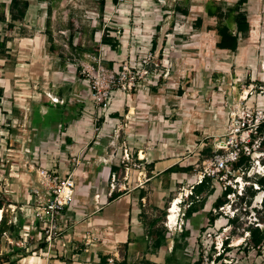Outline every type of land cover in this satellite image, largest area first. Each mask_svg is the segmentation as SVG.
Returning a JSON list of instances; mask_svg holds the SVG:
<instances>
[{"label": "rangeland", "instance_id": "1", "mask_svg": "<svg viewBox=\"0 0 264 264\" xmlns=\"http://www.w3.org/2000/svg\"><path fill=\"white\" fill-rule=\"evenodd\" d=\"M29 1L34 6L23 23L0 22V42L11 41L7 42L6 48L0 49V88L4 90L0 103V209L3 211L0 264H10L14 259L16 264H67L83 259L85 254L81 255V252L88 249L90 243L87 235L82 236L85 231L77 227L107 206L104 199L110 198L111 193L117 192L119 196L130 192L134 181L137 186L145 185L146 166L158 157L149 155L151 151L160 153L161 158L167 156L164 159L180 162L189 171L187 175L181 174L174 179L181 183L164 197L163 209L154 205L160 198L161 193H157L160 191L150 187L144 189L150 224L169 226L175 234L182 228L190 230L192 235L188 238L193 248L185 252L190 264H264V243L259 248L248 244L250 227L260 226L264 230V221L261 220L264 205L261 209L258 204L262 195L255 199V192L249 206L238 197L243 185L252 191L250 184L260 177L253 175L258 167L251 159L252 164L247 161L241 172H234L224 181L212 180L205 193L207 211L201 214L196 224L192 217L187 220L182 216V220L179 217L175 222L176 227L167 222L168 209L175 198L179 197L184 204L177 215H182L190 205L191 195L188 199L185 195L190 193L195 176L207 168L208 160L217 152L218 143L227 138L226 135H231V112L241 114L253 100L256 108L261 106L257 98L258 85L264 87V0H259L256 5L250 4L257 20L254 47L243 40L237 53L216 50L212 43L217 39L215 32L199 35L196 28L191 27L193 17L189 20L178 17L181 26L175 29L156 27L154 17L157 14L152 15L155 5L150 0H104L103 7L102 0ZM8 2L0 0L5 15ZM208 22L215 26V20ZM92 30L93 38L90 37ZM48 32L55 48L49 47ZM177 32L184 35L178 36ZM71 33L77 48L84 49V45L91 51L79 52L80 55L73 52L68 41ZM105 33L118 40L117 50L102 43ZM157 37L165 39V52L153 53L150 42ZM201 40L208 43L199 46ZM57 52L66 60L61 82L80 84L78 99H84L86 104L75 125H69L62 134L50 132L44 140L28 121L34 104L51 101L50 85L54 81L56 58L53 54ZM150 53L154 59L145 66L149 74L142 75L143 58ZM163 56H182L184 60H170ZM247 56H257V59L253 61ZM231 61L233 66L226 65ZM106 63L113 65L107 67ZM157 63L158 67L155 66ZM99 66L115 71L119 80L106 110L97 104L88 77L95 78ZM125 66L128 68L125 70L127 77H135L136 87L130 93L121 90ZM44 70H47L45 76ZM101 78L104 77L94 80L100 82L99 89L103 90L106 84ZM253 81L257 86L246 95ZM12 102L19 108L18 113H10ZM40 109L46 111L42 105ZM175 132L190 135L189 142L175 140ZM91 148L93 152L101 148L102 152L99 156H92ZM125 149L134 155V158L130 156L128 163H122ZM140 151L145 155L142 160ZM100 165L107 170L110 166L119 169L115 173V183H112L111 173L104 187L98 184V188L89 189L88 194L83 188H75L74 198H79V204L75 205L72 200L66 217L58 222L61 235L50 243L45 242L46 226L43 222L35 224L38 203L34 190L39 186L40 172L47 170L52 178L58 177L60 181L70 177L75 181L78 176H84L82 171H92L94 166ZM243 170H247L245 176ZM242 177L241 181L239 178ZM49 184L56 189L54 181ZM224 184L230 186L236 196L227 195V203L214 212L216 207L211 206V202L223 193ZM49 193L51 195V191ZM95 194L99 196V203L93 205ZM229 206H233L232 209ZM235 208L238 220L231 223L230 215ZM207 214L216 216L214 223H210ZM240 237L243 238L240 245L233 246ZM11 238H14L12 242ZM221 238L223 241L229 238V251L224 253V246L216 248ZM100 243L102 241L98 239L96 244ZM13 247L22 248L24 252H13ZM219 253L223 254L222 259L216 260Z\"/></svg>", "mask_w": 264, "mask_h": 264}, {"label": "crops", "instance_id": "2", "mask_svg": "<svg viewBox=\"0 0 264 264\" xmlns=\"http://www.w3.org/2000/svg\"><path fill=\"white\" fill-rule=\"evenodd\" d=\"M29 8L26 14L25 19L31 14L33 9V4L30 3L29 0ZM39 2H45L44 0H38ZM152 5V15L157 14L155 16L156 27L165 28H178L181 25L178 22V17L189 20L191 17L192 20L190 21L191 27L193 28V23L198 18L202 19V25L200 28L196 29L198 33L205 34L207 32H215L214 36L217 37L216 26L218 24V19L216 17H211L208 15V10H216V8H220L223 13L228 11V8L233 7L235 4L238 3L239 0H150ZM259 0H248V2L243 6L242 11L247 13V18L250 24V33L247 38H240L238 50L241 48L242 41H246L254 47L256 36H257V20L254 19L252 13V8L250 4L256 5ZM104 5V4H103ZM9 6L10 0L7 3L6 8V18L7 22H10L9 16ZM24 19V20H25ZM210 20H215V26L212 27L211 24L208 22ZM24 22V21H23ZM23 22H15V23H23ZM189 22V21H187ZM187 22L185 26H187ZM222 24L228 25L230 30L235 31V25L233 23L228 24L226 21H223ZM184 26V27H185ZM183 27V26H182ZM215 30H212V29ZM92 30L90 37L93 38ZM178 36L184 35L183 32H177ZM49 36V47L50 49L55 48V44L52 41L51 33L48 32ZM178 39H181L180 37ZM102 40V38H101ZM217 39L212 42L214 44V48H216ZM10 41V40H8ZM69 45L71 50L78 55L82 51L90 52V48H86L84 45V49L77 48L74 45V35L73 33L70 34V38L68 39ZM150 42L151 48H153V53L155 52H162L165 48V39L159 40V37L154 38ZM11 42V41H10ZM206 40H201L199 42V46L206 45ZM212 44V45H213ZM237 50V52H238ZM222 52H231L229 50H219ZM80 52V53H79ZM236 52V53H237ZM233 53V52H232ZM53 54V53H52ZM56 58H54V83L50 85L52 93L51 96L59 98V100H64L63 104H53L51 101L46 102L43 104H34L32 107V112L34 109H38L39 113L44 115L48 111V106L56 107L58 106L60 109L64 111V122L63 123H56L54 126L39 129L34 128L38 132L39 137L44 138L49 136L51 133H56L59 131L61 134L64 130L69 127L71 124H76L78 118L81 116L83 109L85 108V101L84 99L79 100L78 95L79 91L81 90V86L78 85L76 82H65L62 83L61 75L62 71L65 70V58L57 52L53 54ZM161 57V56H160ZM164 58L175 59L177 61L184 60L182 56H163ZM201 57V56H200ZM231 57V56H230ZM234 57V56H233ZM253 59L255 61L257 56H247V58ZM235 59V58H234ZM108 64V63H106ZM232 65V61L229 64ZM47 70H44V75L46 74ZM61 72V74H60ZM50 73V72H49ZM58 77V79H57ZM171 81V80H170ZM52 86V87H51ZM174 87V86H171ZM3 89V88H1ZM154 89L153 91H155ZM81 94V92H80ZM181 95V94H180ZM185 104V102H184ZM41 105L44 106L46 109L45 112L41 111ZM18 109L16 105L12 102L10 106V113H18ZM133 109V108H132ZM15 110V111H13ZM134 110V109H133ZM32 114V113H31ZM31 115L29 118V123L31 125ZM73 122V123H72ZM151 125V124H150ZM32 127V126H31ZM175 140L178 138L181 141H188L190 140V135H187L185 132L180 134L179 132H175ZM68 141V140H67ZM187 143V142H186ZM173 149V148H171ZM92 151V152H91ZM90 152L93 153L92 156H99L102 152L101 148H98L93 152V148L90 149ZM154 154V155H153ZM167 154V153H166ZM149 155L158 156L152 159L146 168H147V182L144 186H137L136 181H134L135 185L133 190L128 193H123L117 196L115 199L110 200V198L105 197V203L107 206L102 207V210L98 213H94L86 219V222L77 227V229H83L85 231L82 236L87 235L90 243V247L88 249H84L81 252V255L85 256L79 258L78 262L74 263H67V264H101V259L106 260V264H190V260H188L187 254L185 252L189 251L193 248V244L191 243L189 236L183 238L182 230H178L175 234V230H171V228L162 227L158 225L152 226L150 224V217L148 216V212L146 211L145 206V199L147 197L146 188L150 187L153 190H159L158 194L161 193L160 198L154 204L155 207L159 209H163L164 205V197L167 193H171L176 185H179L181 182H175V178L179 175H187V171H184L182 164L178 161L164 159L167 156H163L164 158L160 157V153L157 152H149ZM158 159V160H157ZM104 163V162H103ZM106 163V162H105ZM173 166H179L180 170L173 173H168V170ZM109 170L104 166H94L92 171H82L84 176H78L77 180H75L76 189H84L89 193V189H95L98 184H102L103 187L105 186L106 181L110 180V175L112 172L111 168ZM189 171V170H188ZM178 183V184H177ZM98 188V187H97ZM206 192H204L200 198H197L195 201V205L198 207V211L193 213L190 217L193 222L196 224L197 220L200 219L202 213H204L208 204V198H205ZM222 195V192L220 196ZM75 196H78L77 193ZM220 196H215V198L211 202V206H213L216 200ZM97 198L98 195L95 194V198L92 197L93 205L99 203ZM188 199V198H187ZM79 198H74L75 205L79 204ZM184 204L181 205L183 207ZM215 206V205H214ZM74 211V210H72ZM73 215V214H72ZM209 217H212V214H207ZM76 217H79L78 215ZM189 220V218L187 219ZM23 222L21 219L20 223ZM22 224V223H21ZM35 224H40L38 220H35ZM84 227V228H83ZM173 227H176L175 225ZM185 232L187 231L189 235H192L190 230L184 228ZM82 232V231H81ZM77 235V230H76ZM80 235V234H78ZM165 236V239L162 240L161 245L159 248L156 247V243L158 242L157 239H160L161 236ZM176 235V236H175ZM13 237V236H12ZM92 237V240H91ZM97 237V238H96ZM14 238L10 239L12 242ZM98 239L102 241L100 244H96ZM97 240V241H96ZM14 251V247L12 248ZM18 253L24 252L22 248H18ZM80 255V254H79ZM113 259L114 262L110 263L109 260ZM10 264H16V260H11Z\"/></svg>", "mask_w": 264, "mask_h": 264}, {"label": "built area", "instance_id": "3", "mask_svg": "<svg viewBox=\"0 0 264 264\" xmlns=\"http://www.w3.org/2000/svg\"><path fill=\"white\" fill-rule=\"evenodd\" d=\"M153 59L154 57L151 53L149 54V56L143 58L141 66L144 67V69L142 70V75L149 74V71L145 69V66L152 62ZM155 66L158 67L159 64L157 63L155 64ZM123 69L124 70L122 71V73L125 74V80L121 83V90L124 93H130L136 87L135 77H127L128 74L127 72H125V70L128 69L127 66H125ZM96 74L98 80H100V76L104 77L101 78V80L103 81L102 83L106 84V87H104L103 90L99 89L100 82L94 80L96 79V77L91 78V76L89 75L88 77L92 81V88L95 90V94L97 96V104L102 110H106L108 107H110L112 91L113 88L116 86L117 82H119V80L115 71L104 69L102 66H99L97 68ZM256 86L257 85L255 84V81H253V83L249 85L250 91L246 95L253 91ZM258 90L259 94L257 98V103L261 104V106L257 105L256 108L253 100L252 104L249 106L247 105V108L243 109L241 114L236 115L235 113L231 112V135H226L225 137L227 138H224L218 143L217 152L214 154L213 157L208 160L207 168H205L204 170H200L195 176V181L190 187V193L185 195L186 198L189 196V194H192L194 186L199 185L205 177L210 178L211 181H224L228 179L234 172H241L242 167H237L236 165L242 158H247L248 162H250L251 164L253 161V165H256L258 167V169L253 173V175H259L260 177H264V163L261 160L262 157H264V87L258 85ZM49 97L51 98V102L53 104H61V100H59V98L51 95H49ZM101 119L102 117L99 118L98 121H100ZM141 153L142 151H140L139 154ZM130 156L134 158V155L132 153H129V150L125 149L122 163H128ZM140 159L142 160L143 158ZM246 171L247 170H243L244 176L246 175ZM39 179V186L36 187V189L34 190L35 197L37 198L38 203V206L35 207V209L37 210L36 219L39 222H43L44 226H46L44 239L45 242L50 243L52 239H56V237L61 235V229L58 225V222L60 221V219L66 217V211L70 207L72 200H74V189L76 188V184L71 177L64 179L63 181H60L58 177L52 178V176L48 173L47 170H42L40 172ZM239 179L242 181L243 177ZM51 181H54V183L56 184V189H52V186H49V183H51ZM58 183H60V185ZM112 183H115V173L112 174ZM250 185L252 186L253 191L257 192V196H255V199L256 197H258L259 194L262 195V197L258 201V204L262 209L264 205V190L259 186L258 183H256V181H253ZM112 186L114 189V185ZM227 187L229 186L224 184V191ZM120 189L121 188L119 187V191ZM244 190L245 185L241 187L238 197L244 196L242 194ZM50 191L51 195L49 193ZM232 194L236 196L235 192ZM112 195L113 193L110 194V197ZM228 196H230V194ZM176 200H179V211L181 205L183 204V201L180 200V198L174 199L171 205H173ZM229 207L230 209H232L233 206ZM221 208L222 207H220L219 209ZM257 208L259 209V207ZM236 210L237 208L232 210V213L230 215L232 219L235 218ZM213 211L216 212L217 208L213 209ZM181 216L182 218L185 217L184 213L182 215L178 214L177 221L179 220V217L181 219ZM168 217L169 215H167V218ZM167 222H169V220H167ZM175 226H177V223L175 224ZM223 243L224 241L221 238L216 248L221 249L223 247ZM109 262L113 263L114 260L110 259Z\"/></svg>", "mask_w": 264, "mask_h": 264}, {"label": "trees", "instance_id": "4", "mask_svg": "<svg viewBox=\"0 0 264 264\" xmlns=\"http://www.w3.org/2000/svg\"><path fill=\"white\" fill-rule=\"evenodd\" d=\"M248 2V0H239L237 4H235L233 7L229 8L226 13H223L220 8H216V10H208L207 13L211 17H216L218 19V24L216 26L217 31V43L216 48L219 50H229L233 53H236L238 50L239 45V39L240 38H247L250 33V24L247 18V13L245 11H242L243 6ZM104 4V0H102V7ZM4 4H0V22L6 23L7 18L4 14ZM29 8V2L27 0H10V6H9V16H10V22H23L27 11ZM223 21H226L228 24L233 23L235 25V31L230 30L228 25L222 24ZM202 25V19L198 18L193 23V27L198 29ZM102 43L105 45L110 46L112 49L117 50L119 42L115 38H111L108 33H105L102 36ZM7 40H4L3 42H0V49L6 48L7 46ZM112 63L106 64L107 67H112ZM4 95V90L0 88V103L2 100V97ZM15 111V110H13ZM81 114V113H80ZM31 126L34 128L39 129H45L54 126L56 123H63L64 122V111L60 109L58 106H48V111L46 114L42 115L39 113L38 109H34L31 114ZM62 125V124H61ZM247 158H242L238 163L237 167L244 166L247 163ZM113 173L118 172V168L116 166H113L111 168ZM180 170L179 166H173L168 170V173L177 172ZM184 171H188V168H185ZM256 183L259 184V186L264 190V177H258L256 178ZM211 179L208 177H205L204 180L199 184L194 186L192 194L190 196V205L185 210V218H190L193 213L198 211V207L195 205V201L197 198H200L201 195L204 192L209 191L210 185H211ZM248 188L245 189L244 196H241L239 200L241 202H244L246 206H249L253 196L255 195V191H251ZM234 193L232 188L229 186L226 188L225 191H223L222 196L219 197L215 202V207L220 208L223 207L227 203V195ZM118 196V193H114L110 200L115 199ZM216 220V216H212L209 218L210 223H214ZM238 220V217L229 219L231 223H235ZM261 220L264 221V214L261 216ZM22 223V222H21ZM12 229V228H11ZM249 239L248 244H250L253 248H259L264 243V230H261L259 227H250L249 228ZM13 237L14 234H12ZM183 238L189 236V233L185 230L182 231ZM165 239V236H161L160 239H157L156 247L159 248L161 245L162 240ZM229 239V238H228ZM228 239H226L223 243L224 251H229V242ZM14 251H18V248L14 247ZM222 253H219L218 257L215 258L216 260L222 259ZM126 264L125 262H123ZM101 264H106V260L101 259Z\"/></svg>", "mask_w": 264, "mask_h": 264}, {"label": "bare ground", "instance_id": "5", "mask_svg": "<svg viewBox=\"0 0 264 264\" xmlns=\"http://www.w3.org/2000/svg\"><path fill=\"white\" fill-rule=\"evenodd\" d=\"M247 93H248V91H247ZM243 98H245V97H243ZM140 157L141 158L145 157L143 152L140 154ZM175 199H179V197H177ZM178 207H179V200H176L175 203L173 205H170V207H169V209H170V210H168L169 217L167 218V220H169V223H171V225H174L175 222L177 221V218H178V215H177ZM2 218H3V211L0 209V219L2 220ZM242 239H243L242 237L236 239L234 241V245L233 246L240 245V243L243 241Z\"/></svg>", "mask_w": 264, "mask_h": 264}, {"label": "clouds", "instance_id": "6", "mask_svg": "<svg viewBox=\"0 0 264 264\" xmlns=\"http://www.w3.org/2000/svg\"><path fill=\"white\" fill-rule=\"evenodd\" d=\"M188 198V197H187ZM184 214H185V211H184Z\"/></svg>", "mask_w": 264, "mask_h": 264}]
</instances>
